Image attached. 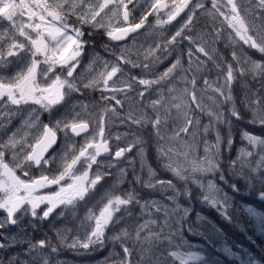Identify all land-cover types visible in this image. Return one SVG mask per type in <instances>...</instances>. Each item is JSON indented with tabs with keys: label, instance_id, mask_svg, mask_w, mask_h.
Wrapping results in <instances>:
<instances>
[{
	"label": "snow or ice",
	"instance_id": "obj_1",
	"mask_svg": "<svg viewBox=\"0 0 264 264\" xmlns=\"http://www.w3.org/2000/svg\"><path fill=\"white\" fill-rule=\"evenodd\" d=\"M210 4L211 7H206V0H143V5L139 0H0V19L7 21L11 26L10 29L0 31V131L4 130L14 117H22L21 126L8 135L6 140H0V212L5 214L0 216V229L17 226L26 216L33 220H47L57 209H61L59 215L63 217L67 211L75 212L81 202L87 203L88 199L99 194V199L88 209L84 221L81 222L84 236L77 235L68 242L66 230L57 229L61 245L91 251L97 246L102 249L106 239H110L113 243H119L122 248V255L116 253L113 264H134L133 255L137 250L141 257L137 264H169V257L171 264L176 261L179 264H203L206 258L202 252L179 250L187 244L180 228L183 227L188 209H182L177 200L181 195H191L188 188L181 193L171 180L155 179L156 173L149 166L148 179L142 180L140 175H136V183H142L145 188L152 190H161L163 193L170 191L167 199L175 205L174 207L158 200L141 203L135 189L124 194H114L112 189L127 179V169L120 170L112 189H105L102 193L100 189L106 177L111 175L110 172L104 171L105 167L114 166V162L125 159L126 154L138 146L137 155L142 161L144 159L145 149L139 139L126 147H118L114 154L111 153V128L115 122L118 120L120 125L125 127L150 122L156 135L163 140L160 127H166L167 120H162L158 113L155 120H150L139 105L154 85L161 86L163 82L170 80L178 69L185 74L183 79L187 83V73L191 71L193 64V53L189 48L188 69L182 67L181 53L165 71L153 79L137 77L126 72L125 65H131L132 68L141 67L138 61L143 46L138 47L135 44V36L139 30L148 29L160 40L155 47L149 45L143 50L146 62L142 65V72L145 75L150 74L155 66L171 56L184 40L190 44L196 42L193 36L185 33L192 31L198 11L213 21L222 17L223 22L234 33V36L229 34L231 44L242 42L243 46L264 55V0H247L248 7H243L239 0H210ZM140 7H143L144 11L137 21L135 13ZM182 13H186L187 19L174 34L166 36V26L176 21ZM150 15L155 16L154 24H147ZM73 16L79 26L69 22V18ZM85 26L93 30H103L112 42L126 41L131 37L133 45L121 47L115 61L102 60L98 54L95 55L87 66L88 75H76L87 44L83 31ZM199 38L203 41L204 34ZM220 38L221 30L217 29L213 43ZM107 47L105 45L106 49ZM196 52L202 53L209 60L214 59L213 53H210L203 43L197 44ZM133 54L136 55V60L132 59ZM231 55L237 67L227 63L224 71L221 65L217 64V68L223 73L222 82H217L218 86L205 79V88L216 93V97L210 99L216 104L217 110H208L206 113L211 119L208 124L203 125L204 155H194L195 144L185 142L182 144L183 152L165 147L163 143L157 144V157L163 162V167L184 184L190 182L196 185L201 190L203 201L218 211L222 210V214L226 216L232 198L220 182L228 185L233 193H239V188L235 183L229 184L222 170L224 137L219 126L225 125L228 128L227 150L230 151L235 142L231 130L232 118L237 121L242 118L232 95L236 73L238 72L241 78L251 75L253 79H264V62L252 60L243 52V48L240 54L233 50ZM98 61H102L103 67L101 71L95 72ZM7 69L12 70L11 74L2 71ZM196 83L193 77L191 102L203 112L204 109L195 95ZM137 84L143 86V90L139 92L141 100L137 102L135 109L129 104L127 115L121 116L115 106L123 108L125 101L130 99V93L136 90ZM81 88L99 90L105 106L89 105L80 101L71 103L73 94H82ZM171 92L172 89H169V93ZM184 93H188L187 87ZM253 95L255 99L249 100L248 92L244 94L243 103L251 113L248 122L264 127V97L255 93ZM158 96L159 99L151 101L153 111L163 105L162 90L158 92ZM175 99L176 97H173V100ZM112 101L115 106L111 104ZM224 105H231L227 113L219 110ZM173 106L180 108V104ZM59 107H63L65 111L53 121L52 113ZM43 113L49 114L48 123L42 121ZM199 127L200 120L185 113L184 124L178 128L175 136L180 137L183 133L195 139ZM193 128L197 131H193ZM211 132H215V142L207 139ZM61 135L63 144L57 151L56 145L60 143ZM81 137L83 143L77 146L76 138ZM242 138L253 149H264V138L260 136L244 131ZM115 139L120 141L122 137L117 134ZM105 155H112V160L106 164L102 160ZM255 155L256 153L241 148L238 156L230 162L229 169L234 177L245 181L250 191H256L258 183L257 198L264 202V154L259 155L255 167H252L248 160ZM181 156L182 161L177 159ZM246 167L248 174L244 171ZM34 170L39 174L35 175ZM217 176L219 181L216 180ZM205 177L211 178L205 181ZM134 203L139 205L141 213L149 218L136 226L134 233L125 227L116 235L107 238V230L124 219L118 214L126 212L131 216L129 206ZM41 209L42 211H38ZM152 209L155 215L163 216L162 222L152 218ZM244 210L257 220L260 230L264 232V213L252 205H244ZM173 218L179 226L176 230H173L171 223ZM153 225L158 227L159 231H155ZM189 231H192L191 226ZM176 236H180V243H174ZM19 238L24 239L23 236ZM11 239V245L0 242V249L15 246L17 237L13 236ZM165 241L168 245L166 255H153V244H163ZM27 242L29 247L26 254L30 259L19 260L17 256H13L8 264H51L49 254L43 251L51 246L49 240ZM129 242L132 247L128 246ZM145 244L148 245L147 248L143 247ZM137 246H140L139 249ZM173 247L176 250H171ZM57 251L55 246H51L52 254ZM224 251L231 257L239 258L230 248H225ZM239 259L240 264H257L251 257L247 260ZM0 264L4 262L0 260Z\"/></svg>",
	"mask_w": 264,
	"mask_h": 264
},
{
	"label": "rangeland",
	"instance_id": "obj_2",
	"mask_svg": "<svg viewBox=\"0 0 264 264\" xmlns=\"http://www.w3.org/2000/svg\"><path fill=\"white\" fill-rule=\"evenodd\" d=\"M246 0H243L245 2ZM139 3H143V0H139ZM243 7H248L249 5L247 3H241ZM211 6V4H210ZM142 8H139V11H142ZM187 19V16L183 19V21L176 25L177 28L180 27L181 24L184 23V21ZM210 20V23L213 24L214 29H220L221 30V38L217 40L215 43H213V39L216 35L212 30H208L207 32L198 33L195 37V43L190 44L189 41L184 40L180 47L176 50V52H173L175 55V58L177 55H181V60L183 64V69H188L189 67V57H188V50L189 48L192 49V60L193 64L191 67V71L187 73V83L183 79L184 73L179 70V73L177 75V79H170L169 83L171 84V87L168 86L167 89H155L154 93L158 96L159 91H163L164 100L163 105L158 106L156 111H153L151 107V101L159 99H147L145 102H143L141 105H139L140 109L143 112H146L150 120H155L157 113L161 117L162 120H167V126H161L160 127V134L163 137V140H160L159 137L156 135V131L153 129L151 123L142 124L140 125L134 132V135L137 137V139L141 140V135L146 132L148 137L154 139L156 137V145H155V151L153 148H150V154H154L156 156V160L160 163V167L164 174L155 171L156 176L155 179H161V180H171L173 184L176 185L178 190L183 193L185 188H188L190 190L191 195L190 196H184L181 195L177 202L181 205V208H187L188 209V215L185 217L183 221V227L180 228V231L182 232L183 238L185 241H187L186 245H183L179 250L180 251H199L202 252L205 256V261L203 264H240V259L247 260L249 257L254 259L257 264H264V232L260 230V226L257 222V220L254 217H250L247 212L244 210V205H252L253 207L257 208V210L261 213H264V211L257 206L253 205L250 202H247L246 199H254L258 196L259 191V184H256V191H250L247 184L243 179H238L237 177H234L230 173L229 164L232 160H234L241 148H244L247 151H252L256 153V155L252 158H249L248 163L255 167L256 161L259 159L260 154H264V149H253L252 146L248 145L246 140H243L242 133L244 131H248L250 134H254L257 136H260L264 138L263 130L259 134H256L252 132L251 130H248L247 128L240 125V122L237 121L235 118H232L233 123L231 126L232 130V136L234 138V144L230 151L227 150V138H228V128L225 125H220V132L221 135L224 137V150L223 155H226L227 158V166H226V172H224L226 179L228 180L229 184L237 183L239 182L241 185V188L244 189V191L254 193V197H249L246 195V192L239 193H233L232 189L228 187V185L223 184L220 182L221 186L224 188L225 192L232 198L231 200V206L227 209V216L222 214V210L218 211L217 209L211 207L209 204L208 207L214 209V213H216L221 220H223L227 224H233L236 230H239L242 232V238H230L223 229L213 218L210 216L207 212L206 208L203 210L200 209V202H197L196 199H198V195L200 196L199 199L203 200V196L201 194V190L196 186L192 185L190 182L186 185L184 182L178 180L170 171L165 169L163 167V162L158 160L157 157V144L163 143L165 147H171L177 150L178 152H183L184 149L182 147V144L185 142L188 144H195L196 149L194 152V155L202 157L204 155V144H203V125L208 124L209 120L211 119L206 113L208 110H217L216 104H214L213 100L210 99V97H216V93L212 92L211 89L205 88V79L209 81L210 84H213L214 86H218V81L222 82L223 73L217 68V64H220L221 67L226 71L225 65V59L221 55L222 52L220 50V45L229 47L230 53H228V56L232 58V51L236 50L238 54L241 53V49L243 48V52L246 53L249 57H251L252 60L261 61L260 58H263L264 62V55L260 54L259 52L249 49L246 46L242 45V42L239 44H231L229 42V34L231 33L234 36V33L231 32V29L227 27V24L223 22L222 17H217L215 21H213L210 17H208ZM10 25V24H9ZM5 28H8L7 26L0 25V31H3ZM177 28H172L166 32V36L169 35L170 31H176ZM9 29V28H8ZM158 31V30H157ZM204 34V40H200V35ZM152 34L149 32L148 29H144V31L137 36L136 38V45L143 46L142 50L147 48L150 43L148 42V37ZM156 37L153 35L151 38ZM151 42V41H150ZM203 43L206 49L213 53L214 59L209 60L206 56H204L202 53L196 52V46L197 44ZM185 44V45H184ZM172 58L168 57L165 61L164 68L167 69L173 60ZM200 62H203L202 64ZM235 62V61H234ZM159 65V64H158ZM236 62L235 67L236 68ZM100 70H95V72H99ZM6 71L9 74H11V69L2 70ZM237 79L235 81L236 90L238 92V96L240 99V106L242 111L247 114V116L251 119V113L245 108V105L243 103L244 100V94L247 91L249 100H254L255 96L253 95L258 94L260 97H264V79L260 77H256L253 79L251 75H247L244 78H241L239 76V73H236ZM195 77L197 83H196V90L195 95L197 97V100L200 102L201 106L203 107L204 111L202 112L200 109L196 107L195 104L191 102V92H192V84L191 80ZM259 83V84H258ZM187 87L188 93H184V89ZM169 89H172V92L169 93ZM233 95V94H232ZM173 97H176L175 100H173ZM234 97V96H233ZM235 101V97H234ZM129 104L133 106L135 109L137 107V102H128L125 101L123 110L124 112H128ZM174 104H180V108L177 109L174 107ZM236 104V101H235ZM231 107V105H224L219 110L228 112V109ZM98 111V110H97ZM185 113L188 114V116L192 117L193 119H199L200 120V127L198 130L197 137L193 139L190 135H185L181 133L180 137H176L175 133L178 130L180 126L184 124V115ZM22 123V117H14L10 124L7 125V127L0 131V140H6L7 136L10 135L12 132H14L17 128L21 126ZM119 128L118 121L115 122L114 126L111 128L112 134L117 133L119 130L114 129ZM193 131H197V129L193 128ZM207 139L210 142H215V132L209 133L207 136ZM222 155V157H223ZM148 156L144 153V159L141 160L140 156H138L139 165L136 168L138 175L142 177V180H147L149 176V164H148ZM178 160H183V157H177ZM132 161V160H129ZM133 162V161H132ZM142 164L144 167L142 168ZM131 169L134 165V162L129 164ZM237 168L239 169V165H237ZM245 173L248 174V168L246 167L244 169ZM264 171V169H262ZM120 171L117 174V177L119 176ZM211 177H205V181L207 179H210ZM216 180L219 181V177H216ZM133 189L135 191H140L141 197L139 199H142L141 203L144 201H151V200H158L162 203H167L169 206L174 207L175 205L172 204L171 201L167 199V195H170L171 192L163 193L161 190H152L149 188H145L143 184H135L133 186ZM194 190L196 192H194ZM193 194L195 195V200L192 199ZM134 208H136L139 211V214L136 213L135 219L131 222L129 226H126L129 228V230L135 229L136 226L143 223L141 221L142 219H148L149 217L146 214L141 213V209L139 205L133 204ZM154 215L153 219H158L162 222L163 216L162 215H155L154 209H152ZM122 213V212H121ZM134 213V212H133ZM182 214V213H181ZM5 215L2 212L3 216ZM124 215V214H123ZM121 215V216H123ZM209 215V216H208ZM139 218L141 219L139 221ZM138 221L140 222L138 224ZM173 225V230H176L179 228L178 225L175 224V219L171 221ZM138 224V225H137ZM244 224L246 226H244ZM120 225V224H119ZM121 226V225H120ZM189 226H191L192 231H189ZM125 228V226H121ZM155 231H159V228L155 225L152 226ZM134 233V231H132ZM0 237L6 238L5 245H11L13 243L12 237L16 236L17 240L15 241V246H6L5 248L8 251V254L5 256L4 253L0 255V260L4 262V264H8L9 259L13 256H17L19 260L24 259H30V257L26 254V249L29 247V244L27 246H24L27 242L26 236L22 233H20V223L17 226L13 227H6L4 229H0ZM66 234V232H65ZM146 234V233H145ZM116 235V234H114ZM112 234H107L106 237L110 238L114 236ZM23 236L24 239H20L19 237ZM180 236H176L174 243H180ZM114 245L117 246V248H114ZM129 247H132L131 242L128 244ZM140 246H137V249H139ZM143 247L147 248L148 245L145 244ZM57 248V253L52 254L51 253V247L45 248L43 251L47 254H49L50 257H53L54 264H60L61 262L65 264H105V261H107V264H113V260L115 259V254L120 253L122 255V248L120 247L119 243H113L110 239H106L105 244L102 249H98L99 255L94 259H89L86 262H83L82 260H77L79 257L84 256L85 254L79 253L77 249H71L68 248L66 245H61ZM225 248H230L234 254H236L237 257H231L227 255L224 251ZM153 255L159 256L161 253L166 255L168 250V245L166 241L163 244H153ZM171 250H176L174 247ZM61 256H66L67 258H61ZM141 260L139 251H134L133 255V262L134 264H137ZM169 264H171V258H168ZM175 264H179L178 261L175 262Z\"/></svg>",
	"mask_w": 264,
	"mask_h": 264
},
{
	"label": "flooded vegetation",
	"instance_id": "obj_3",
	"mask_svg": "<svg viewBox=\"0 0 264 264\" xmlns=\"http://www.w3.org/2000/svg\"><path fill=\"white\" fill-rule=\"evenodd\" d=\"M239 2L240 3H247V0L245 2H243V0H239ZM140 4L143 5V3H140ZM206 7H211L210 6V0H206ZM140 8H142V7H140ZM143 11H144V8L142 9V11L137 10V12L135 13V17H136L137 21L139 20L141 12H143ZM186 12H187V10H186ZM186 16H187L186 13H182L181 16L177 18L176 21H173L171 25L166 26L167 31L172 29V28H177L176 25H179ZM69 22L72 23L73 25L79 26L78 21L76 20V17H74V16L69 18ZM154 22H155V16H152V15L148 16L147 24H154ZM0 25L7 26L9 29L11 28L9 23L5 20H2V19H0ZM209 26H211V23H210V20L208 19V16L198 11L196 14V20L192 25V31L190 33L186 32L185 34L195 37L198 33L207 32L208 30H211V28ZM83 31L85 32L84 39L87 42V44H86V47L84 50V55L81 58V64L76 71V75H79L81 73H84L85 76L88 75L87 66H88L90 60L95 55L98 54L102 58V60L115 61L116 56H118L120 54L121 47H123L124 45H128L129 47H131L133 45V39L131 37H129L126 41L112 42V41L108 40V38L104 34L103 30H93L92 28L85 26L83 28ZM143 31H144V29H141V30H139L138 34H136L135 43H136L137 36L140 35ZM174 32L175 31H170L168 37H170L172 34H174ZM88 33H92V34L88 35ZM153 35L154 34H152L151 36L148 37V42L150 43V45L152 47H155V44L160 42V40H159L158 36H156V35H155L156 37L151 38ZM20 39H22V38H20ZM105 45L108 46L107 49L105 48ZM147 48H145L143 50H146ZM143 50H141V55H140L139 61H138L141 64V67L132 68L131 65H125L124 66L125 71L130 73L131 75H134L137 77L153 79V78H155V76L159 75L160 73H162L163 71L166 70L164 68V66H165V61L167 59H165L163 61V63H160L159 65L155 66L154 70L150 74L145 75L142 72V65L146 62L144 60V57H143ZM174 52H176V51H174ZM180 54H181V52H180ZM169 57L172 58L171 60H173V62L176 59L175 55L173 53ZM132 59L133 60L137 59L135 54H133ZM182 66H183V64H182ZM102 67H103L102 61H98L94 70H100V69H102ZM178 73H179V70L176 71V73L174 74L172 79L176 80ZM168 86L171 87L169 80L163 82V84L159 87L154 85L152 87V89L150 90V93H146L145 97L143 98V102H145L147 99L158 98V96L155 95V93H154L155 89H159V88L160 89H167ZM142 90H143V86H140L137 84L136 90L133 91L132 93H130V99L127 101L128 102L140 101L141 98L139 96V92ZM81 92H82V94H80V93L73 94V96L71 98V103H76V102L80 101V102H83V103L89 104V105L100 104L101 106H105L104 102L101 99V92L99 90L81 88ZM111 104L113 106H115L114 101H112ZM30 107L31 106H29V110H30ZM115 107H118L120 109L119 110L117 108V110L119 111L121 116L127 115L126 112H123L124 111L123 108H120L119 106H115ZM64 111H65V109L63 107H59L57 110H54L52 113L53 121L55 119L59 118L60 115ZM26 115H27V111H25V116ZM41 119L44 123H48L49 119H50L49 114L43 113L41 116ZM118 123H119V121H118ZM139 126L131 125V127H125V126L120 125V123H119V128H114V129L119 130L117 133L112 134V130H111V134L113 137L112 140L110 141L111 153L114 154V152L117 150L118 147H126L129 143L136 140L137 137L134 135V132ZM125 133H127V135H125ZM117 134H120L122 137V139L120 141H117L115 139V136ZM76 139H77V146H79V144L83 143L82 137L76 138ZM140 139L142 141V146L145 149L144 153L146 154V156L149 157L148 164L151 167V169L154 171H158L160 173H163V171L160 167V163L156 160L155 153L150 154V150H149L150 148H153L155 151L156 137L154 139H152V138L148 137L146 132H144L141 135ZM61 144H63V136L62 135L60 138V143L56 145L57 151L60 150ZM138 150H139V146L136 149H134L131 153H127L125 159H122L120 162H114V166H112L110 168L109 167L104 168V171L110 172L111 175L106 177L105 181L103 182V187L100 189V193H102L105 189H112V186L116 184L117 174L121 169H127V179L125 180L124 183L117 185L114 189H112L114 191V194H124V193L128 192L129 190L133 189V187L131 186V178H132V175H135V176L138 175L137 170H136V168L139 165V161L137 159L138 158V155H137ZM102 160L106 164L108 161L112 160V155H105L104 157H102ZM129 160H132L134 162L132 169L129 165L130 164ZM34 174L38 175L39 172L34 170ZM50 190H54V189H50ZM46 191H48V190H46ZM98 199H99V194L88 199L87 203L81 202L77 206V209L75 210V212L67 211L65 216H63V217H61L59 215L61 209H57L56 212L47 220H39V219L33 220L30 216H26L20 222V233H22L26 236L27 241H31L32 243H36L41 239H46V240H49L51 242V246H55V247H56V245H58V247L60 246V242H59V239H58L57 233H56L57 229L66 230L65 232H66V235L68 237V242H71L72 238L77 236V235H80L81 237H83L84 236V230L80 227L81 222L84 221V218L88 212V209L91 208L96 203V201ZM43 207L44 206H42V209H43ZM129 208H130L131 212H134L135 208L133 207V205H130ZM42 209L38 210V211H42ZM125 213L126 212H122L118 215L121 216ZM1 215H2V212H0V216ZM122 229H123V227H121L119 225V223H117V224H114L113 226H111L107 230V234L114 235V234L119 233ZM0 242L6 243V238L0 237ZM27 245H28V242H26V244L24 246H27ZM51 246H49V247H51ZM49 247H47V248H49ZM114 248H117V246L114 245ZM98 249H99V246H97L94 250H91V251H85L83 249H78L79 253H82L85 255L82 257H79V259H77V260H82L83 262H86L89 259L96 258L100 253V252H98ZM3 253L5 256L8 254V251L5 247L3 249H0V255H2ZM53 258H54V256L50 257L51 264H54ZM61 258H67V257L61 256ZM60 264H65V263L61 262Z\"/></svg>",
	"mask_w": 264,
	"mask_h": 264
},
{
	"label": "trees",
	"instance_id": "obj_4",
	"mask_svg": "<svg viewBox=\"0 0 264 264\" xmlns=\"http://www.w3.org/2000/svg\"><path fill=\"white\" fill-rule=\"evenodd\" d=\"M219 47H220V50L222 52V56L225 59V63L226 64L227 63H231L233 65V67H235V62L232 60V58H230L228 56V53H230V50L227 47L222 46V45H220ZM235 81H234L233 86H232V94L235 97L236 107H237V109H238V111H239V113H240V115L242 117L239 120L240 125L245 127V128H247L248 130H251L252 132H254L256 134H259L260 132H262V130H263V133H264V127H261L259 125H253V124H250L248 122L250 120V118L241 109V106H240L241 102H240V99H239V96H238V92L236 90V85H234ZM226 166H227V158H226V155L224 154L223 157H222V170H223V172H226ZM236 184H237V186L239 188V191L246 192V191H244V189L241 188V185H240L239 182H237ZM194 192H196V191L194 190ZM247 195L249 197H254L255 196V194L251 193V192H248V193L246 192L245 196H247ZM193 196H194V194H193ZM199 198H200V196L198 195V199H196V200H197V202H200V208H202L203 210L206 208L207 212H210L208 214L210 216H212V218L221 227H223V229L225 230L226 234L228 236H230V238H237V239H241L242 238V232L241 231L236 230L233 224H227L223 220H221V218L216 213H214L213 209L208 207V205L202 199H199ZM246 200H248V199H246ZM252 202L255 205H257L258 207H260V208H262L264 210V202L259 201L257 198L252 199ZM131 213H132L131 216H129L127 213H125L123 215L124 219L119 223L121 226H129L131 224V222L135 219L136 213L135 212L134 213L131 212Z\"/></svg>",
	"mask_w": 264,
	"mask_h": 264
},
{
	"label": "bare ground",
	"instance_id": "obj_5",
	"mask_svg": "<svg viewBox=\"0 0 264 264\" xmlns=\"http://www.w3.org/2000/svg\"><path fill=\"white\" fill-rule=\"evenodd\" d=\"M183 45V44H182ZM185 45V44H184ZM227 49V48H226ZM259 84V83H258ZM240 96V95H239ZM118 108V107H117ZM119 109V108H118ZM120 110V109H119ZM122 111V110H121ZM124 112V111H123Z\"/></svg>",
	"mask_w": 264,
	"mask_h": 264
}]
</instances>
